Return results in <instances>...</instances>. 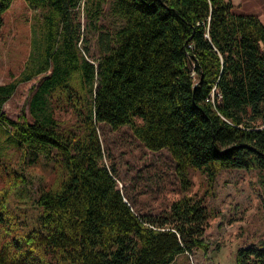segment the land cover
Instances as JSON below:
<instances>
[{
  "label": "trees",
  "instance_id": "obj_1",
  "mask_svg": "<svg viewBox=\"0 0 264 264\" xmlns=\"http://www.w3.org/2000/svg\"><path fill=\"white\" fill-rule=\"evenodd\" d=\"M24 1L40 15L19 76L0 83V264H169L205 247L202 197L181 196L167 215L138 211L103 160L96 123L128 124L149 149L166 148L182 189L190 167L212 179L220 168L264 169V23L233 0H110L120 24L99 33L92 59L83 29L96 28L107 0ZM11 2L0 0V24ZM46 71L32 120L7 116L17 83ZM53 97L77 113L75 128H60ZM8 146L61 168L38 194L39 223L24 229L8 201L24 181L2 164ZM235 264H264V246L238 247Z\"/></svg>",
  "mask_w": 264,
  "mask_h": 264
},
{
  "label": "rangeland",
  "instance_id": "obj_2",
  "mask_svg": "<svg viewBox=\"0 0 264 264\" xmlns=\"http://www.w3.org/2000/svg\"><path fill=\"white\" fill-rule=\"evenodd\" d=\"M233 2L238 11L254 13L264 23V0ZM109 6L110 0H107L102 14L95 21V29H83L84 38L89 43L88 56L92 59L100 55L102 42L99 33L106 32L109 36L120 24L118 17L110 13ZM39 15V7L32 8L24 0H12L9 8L2 13L0 83L19 76L31 50ZM78 17L85 26L87 18L82 7ZM261 47L264 49V41ZM48 72L17 83L3 104L7 116L17 118L25 114L29 121L32 120L28 101L36 85ZM59 104L53 97L51 105L60 128H75L79 121L77 113L71 107ZM136 120L140 121V118ZM96 131L104 162L115 168L116 186L123 193L124 200H128L138 211L167 215L171 203L181 196L193 194L202 197L208 213L202 237L206 246L178 254L169 264H235L238 247L251 244L264 246V169L220 168L212 179L201 169L190 167V186L182 189L175 161L166 148L149 149L134 135L128 124L114 128L106 122H97ZM2 161L4 168L8 165L24 178L19 187L11 191L8 199L18 214L20 225L23 229L37 225L41 208L36 199L41 189L49 187L57 179L60 165L53 156L36 155L29 159V152L23 156L21 150L13 146L7 147ZM5 173L0 172V188L5 183Z\"/></svg>",
  "mask_w": 264,
  "mask_h": 264
}]
</instances>
